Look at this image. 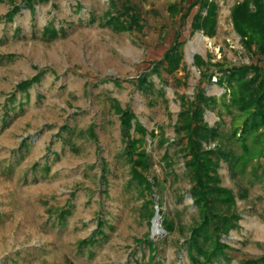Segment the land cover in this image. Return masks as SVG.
<instances>
[{
    "label": "rangeland",
    "instance_id": "obj_1",
    "mask_svg": "<svg viewBox=\"0 0 264 264\" xmlns=\"http://www.w3.org/2000/svg\"><path fill=\"white\" fill-rule=\"evenodd\" d=\"M180 1L0 0V264H193L185 240L198 212L179 141L172 144L175 124L183 101L203 88L216 99L205 121L229 138L230 110L238 112L227 107L231 91L220 83V70L257 58L232 21L241 0H217L213 36L193 31L198 6L185 19L170 14L169 5ZM123 4L141 15L142 30L108 23ZM177 33L181 67L154 73ZM145 74L152 88H139ZM118 106L157 133L145 144L152 194L128 187ZM248 141L245 167L222 162L218 170L241 218L223 238L230 245L223 264L264 257V140ZM224 142L243 152L236 140Z\"/></svg>",
    "mask_w": 264,
    "mask_h": 264
},
{
    "label": "trees",
    "instance_id": "obj_2",
    "mask_svg": "<svg viewBox=\"0 0 264 264\" xmlns=\"http://www.w3.org/2000/svg\"><path fill=\"white\" fill-rule=\"evenodd\" d=\"M196 6L198 10L193 15L191 24L193 31H203L208 36L215 35L218 16L217 0H181L179 3L170 4L168 10L173 17L180 15L182 19H185ZM17 11H13L14 14ZM13 12L9 20L13 19ZM231 17L245 49L252 57H256L257 61L226 68L222 66L220 70L222 72L219 77L220 83L231 91L227 107H233L238 112L234 113L230 110L232 118L229 138L218 127H211L205 121V111L215 104L216 99L208 97L203 88H198L193 100L183 101V108L175 124L178 137L172 142L176 144L179 141V150L185 160L186 174L193 183L190 192L198 212V219L185 240L186 252L193 264H223L228 260L227 249L230 245L224 242L223 238L239 227L241 218L235 210V194L229 187L222 184L218 170L222 162L228 163L235 169L241 167L240 163L242 167H245L246 157L252 155L248 140L253 139L254 145L264 140V65H261L264 61V0L237 2L232 8ZM108 23L122 31H132L135 28L142 30L145 27L135 7L125 4L122 5V10H116ZM46 32L56 35L55 30L46 29ZM178 36L177 33L163 60L153 64L154 73L160 74L161 69L164 68L168 73L173 74L181 67L183 51L182 42H179ZM195 63L202 69V75H205L203 67L206 66V62L203 58L196 57ZM148 76L145 74L140 78L139 88L145 89L148 86L147 83L152 85L151 88L153 87L154 84L148 81ZM119 109L122 136L125 141L124 156L130 170L128 187L133 184H137L138 189L145 186V189L152 194L155 187L150 186L152 180H149V176L153 170V161L145 144L148 136L156 137L157 133L149 132L130 110H122L121 107ZM133 120H135L134 123ZM240 121L241 123H238ZM226 139L240 143L243 152L238 154L232 149L230 145L233 142L229 146L223 143ZM165 140L162 137L160 142L163 143ZM213 142H216L214 146H212ZM163 158L169 160V152H166ZM152 179L157 186L159 176L154 175ZM147 203L152 206L154 201L147 200ZM165 221V228L169 231V220ZM144 241L149 245L150 250L156 251L153 243L147 239ZM244 264H264V257L256 261H246Z\"/></svg>",
    "mask_w": 264,
    "mask_h": 264
},
{
    "label": "water",
    "instance_id": "obj_3",
    "mask_svg": "<svg viewBox=\"0 0 264 264\" xmlns=\"http://www.w3.org/2000/svg\"><path fill=\"white\" fill-rule=\"evenodd\" d=\"M157 218H158V215H157ZM157 218H156V219H157ZM155 226H157V225H155Z\"/></svg>",
    "mask_w": 264,
    "mask_h": 264
}]
</instances>
